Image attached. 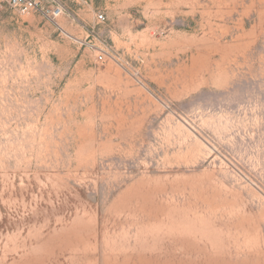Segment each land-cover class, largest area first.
Instances as JSON below:
<instances>
[{
	"label": "rangeland",
	"instance_id": "rangeland-1",
	"mask_svg": "<svg viewBox=\"0 0 264 264\" xmlns=\"http://www.w3.org/2000/svg\"><path fill=\"white\" fill-rule=\"evenodd\" d=\"M0 264H264V0L0 10Z\"/></svg>",
	"mask_w": 264,
	"mask_h": 264
},
{
	"label": "built area",
	"instance_id": "built-area-1",
	"mask_svg": "<svg viewBox=\"0 0 264 264\" xmlns=\"http://www.w3.org/2000/svg\"><path fill=\"white\" fill-rule=\"evenodd\" d=\"M85 0H0V10L8 9L16 14H33L49 20H56L62 16L70 3H82ZM98 23L105 21L104 13H97ZM97 62L102 63L104 56L99 54Z\"/></svg>",
	"mask_w": 264,
	"mask_h": 264
}]
</instances>
